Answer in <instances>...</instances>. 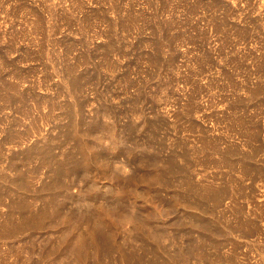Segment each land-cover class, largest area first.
<instances>
[{"label":"rangeland","instance_id":"rangeland-1","mask_svg":"<svg viewBox=\"0 0 264 264\" xmlns=\"http://www.w3.org/2000/svg\"><path fill=\"white\" fill-rule=\"evenodd\" d=\"M187 96L193 98L191 106ZM104 103L109 106L105 115ZM66 107L78 133L87 132L89 122L100 114L99 120L113 126L120 141L113 143L112 127L94 131L100 146L88 142V132H82L86 146L65 141L59 132L67 122ZM188 108L192 116L186 115ZM24 110L27 114L21 113ZM128 123L133 131L127 130ZM201 136L210 139L212 147L202 149ZM47 145L54 156L51 162L43 151ZM123 147L137 154L142 149L145 158L158 153V168L168 162L183 166L174 172L171 185L154 183L150 194L159 189V200L143 196L140 185L125 186L134 195L126 191L123 196L128 207L154 209V224L165 229L163 236L155 237L167 244L157 263L130 230V213L120 208L115 215L104 211L117 241L127 238L143 255V264H264V0H0V264H74L64 257L66 248L58 244L55 227L34 232L11 227L20 220L15 209L9 218L12 195L23 193L30 200L35 192L46 193L39 188L50 176L43 165L69 154L87 165L111 159L130 174L133 164ZM20 170L25 180L18 184L13 178ZM93 171L90 181L112 188V196L120 201V185ZM77 181L71 191L81 187L85 203L86 183ZM188 182H196V191L216 187L219 204L212 202L210 191H203L204 202L196 204L192 195L191 201L173 200L171 191L183 194ZM100 200L93 203L97 206ZM198 218L211 225L199 227ZM85 224L81 222V228ZM188 246H195L192 258L198 255L199 260H177L179 250ZM112 262L102 257L103 264L121 263Z\"/></svg>","mask_w":264,"mask_h":264},{"label":"bare ground","instance_id":"bare-ground-1","mask_svg":"<svg viewBox=\"0 0 264 264\" xmlns=\"http://www.w3.org/2000/svg\"><path fill=\"white\" fill-rule=\"evenodd\" d=\"M134 13V12H133ZM141 15V14H140ZM131 20V19H129ZM160 26V25H159ZM143 29V28H142ZM143 31V30H142ZM122 32V31H121ZM170 32V31H169ZM143 41V40H142ZM109 42H111L109 40ZM147 42V41H146ZM87 43V42H86ZM108 43V42H107ZM115 44V43H114ZM118 44V43H117ZM149 44V43H148ZM109 46H110V43H109ZM108 46V47H109ZM109 51V50H108ZM146 53V52H145ZM153 54V53H152ZM106 58V57H105ZM153 60V59H152ZM151 60V61H152ZM150 61V62H151ZM132 66V65H131ZM199 69V68H198ZM105 71V70H104ZM71 73V72H70ZM73 77V76H72ZM191 77V76H190ZM71 78V77H70ZM18 79V78H17ZM70 80V79H69ZM76 81V79H74ZM82 80V79H81ZM70 82V81H69ZM72 82H73V79H72ZM193 83V82H192ZM70 84V83H69ZM68 84V85H69ZM72 84H75V83H72ZM195 84V83H193ZM198 84V83H197ZM71 85V84H70ZM69 85V86H70ZM76 85V84H75ZM14 86V85H12ZM193 86V85H192ZM67 87V86H66ZM72 86H70L68 89H71ZM76 88V86H74ZM73 87V88H74ZM198 87V86H197ZM78 88V87H77ZM201 88V87H200ZM194 89V87L192 88ZM192 89L190 91H192ZM189 91V92H190ZM194 91V90H193ZM141 92V91H140ZM196 92V91H195ZM16 93V92H14ZM22 92H19L17 94H20L21 95ZM189 94V93H188ZM23 95V93H22ZM141 95V94H140ZM195 95V94H193ZM11 96V95H10ZM14 96V95H13ZM158 96V95H157ZM192 96V95H191ZM17 97V96H16ZM22 97V96H20ZM188 97V96H187ZM190 97V95H189ZM188 97V98H189ZM12 97H9V99L12 101L11 99ZM19 98V96H18ZM195 98V97H194ZM154 99V98H153ZM190 99H193V98H189L187 99L188 101V104L189 106H191V100ZM16 100V99H14ZM19 100V99H18ZM21 100V99H20ZM69 100V99H68ZM156 100V99H154ZM158 100V99H157ZM41 101V100H40ZM187 101L185 103H187ZM13 102V101H12ZM37 102V101H36ZM194 102V101H193ZM38 103V102H37ZM196 103V102H195ZM195 103L192 104L194 105L195 107ZM41 104V103H40ZM106 103H104L103 108L102 110L104 111V115H105V110H106ZM68 105V104H67ZM71 105V104H69ZM75 105V104H74ZM79 105V103H78ZM186 105V104H185ZM54 106H56V103H52L51 104V108H54ZM77 106V105H76ZM197 106V105H196ZM21 107V106H20ZM19 107V108H20ZM68 107V106H67ZM66 107V108H67ZM70 107V106H69ZM72 107V106H71ZM109 107V106H108ZM107 107V108H108ZM65 108V109H66ZM76 108V107H75ZM78 108V107H77ZM187 107H185L186 109ZM193 108V107H192ZM192 108H188V113L190 116L191 113H192ZM196 108V107H195ZM193 108V109H195ZM234 108V107H233ZM71 109V108H70ZM69 108H67L64 112L65 116H67V122L65 123V125L63 126V128L61 129V133L59 132V134H61L63 137H64V140H68V139H72L73 140V146L75 147H83V146H86V143H87V138H89V141L88 142H92L94 144V146L96 147L97 145H99V143L97 142V140H99L100 142V139L98 138L97 139V135H98V132L97 134L94 133L95 130H101V129H110L111 128V131L109 130V132H111V138H112V141L113 143L116 145L119 141L117 140L116 138V135L113 134V126L110 125L109 127V124H105V122H101L99 120V115H95L96 117L95 118H91L92 120L89 122L88 124V129H87V132L89 133V135L87 134L86 130L84 131H81L80 133H78L79 131H77V126L73 123L74 120L73 118L71 117V111H70ZM74 109V108H73ZM111 109V108H110ZM23 110V109H21ZM101 110V111H102ZM109 110V108H108ZM107 110V111H108ZM20 111V110H19ZM27 110H24L22 111L21 113H24V114H27L26 112ZM49 111V110H48ZM73 111V110H72ZM198 111V110H197ZM197 111L194 110V112L197 114ZM79 112V111H78ZM99 112V111H98ZM185 112V111H184ZM107 113V112H106ZM63 114V113H62ZM102 114V113H101ZM188 115V116H189ZM46 116V115H45ZM102 116V115H101ZM231 116V115H230ZM233 118V117H232ZM83 119V118H82ZM102 119V118H101ZM192 119V117H191ZM193 122V120H191ZM144 120V119H143ZM110 121V120H109ZM145 122V121H144ZM149 122V120H148ZM110 123V122H108ZM196 123V122H194ZM194 123H191V126L192 124ZM78 124V123H77ZM148 124H151V123H148ZM79 125V124H78ZM87 125V124H86ZM147 124L145 123V126ZM190 125V124H189ZM196 125V124H195ZM231 125V124H230ZM148 126V125H147ZM197 126V125H196ZM131 127H133L132 124H129L128 123V127H127V130L130 129ZM152 127V126H150ZM200 127V126H199ZM155 128V127H154ZM147 129V128H146ZM150 129V128H149ZM102 130V131H103ZM153 129L149 130V131H152ZM106 131V130H105ZM133 131V130H132ZM148 131V129H147ZM82 132H86L85 134H87V138L85 136L84 133ZM96 132V131H95ZM101 133V131H99ZM104 132V131H103ZM108 132V131H107ZM115 132V131H114ZM126 132V131H125ZM84 134V138L82 139L81 135L80 134ZM105 133V132H104ZM129 133V132H128ZM106 134V133H105ZM100 135V134H99ZM99 137V136H98ZM128 137V136H127ZM212 137V136H211ZM125 138V137H124ZM210 140V139H209ZM209 140L205 137V136H201L200 138V146L201 148L202 147H206L208 145L211 146V144H209ZM60 141V140H59ZM64 142V141H63ZM122 142V141H121ZM212 141H210L211 143ZM91 143V145H92ZM213 143V142H212ZM60 144V143H59ZM135 144V143H134ZM114 145V146H115ZM89 146V145H87ZM100 146V145H99ZM215 146V145H213ZM65 147V146H64ZM134 147V146H133ZM212 147V146H211ZM216 147H217V144H216ZM113 148V147H112ZM84 149V148H83ZM124 153H126V160H128L130 163H132V169L133 171L129 174H124V169H123V165L121 163V165H116V164H113L112 162H110V160H106V161H102L100 162V165H87L86 164V160L84 158L85 161L83 160H79V159H76L74 158L72 155H66L64 159H54L53 161V165H43V166H47L48 167V171L50 172V176H49V179L47 182H43L42 186L39 187L41 188L43 191H47L46 193L42 194L43 192L39 193L38 194H35L34 195H31V199L27 200V197H25V195L23 193H19L17 194L16 196L13 194V199L11 200V209H10V213H9V218L11 215H13L11 212L12 210H16L20 215V220L19 222L16 224H10L11 227L14 229L15 227H17L18 229H20V227L23 229V228H28L27 230H29V228H34L32 230V232H34L35 228L37 227H47L49 228V231H50V228L52 227H55V229H57L58 231V235H57V239H55V241L57 240L58 244L59 245H62L64 248H66V252L67 254L64 256L66 257V259H70L72 261H74V264H82V263H87V264H103L102 263V257H105L106 259L108 258V261H111L112 262V259L113 260H118L120 261L121 263L123 264H140L143 259V255L141 256L140 253L138 254V248H137V251H135L134 249V245L129 243L126 238L125 241L123 242H119L117 241L116 239V233L114 232L115 230H112L111 229V226H110V220H107L108 218L105 217V215L107 214H104L105 212L104 211H107L109 212L110 214H114L115 215V212L118 211L117 209L120 208L124 211H126V213H130L132 218H133V228L130 229V230H134L133 232V235H135L134 237L135 238H138L139 239V243L140 245L143 247V248H146L148 249L149 251L148 252H151L152 254H150L151 256V260H153L154 263H157V261L155 262L154 260H159L161 257V255L159 254V251H161L160 249H164L163 251H165L167 248H166V243L165 244H161V243H158L155 239L156 236L164 233V230L163 228H158L157 225H158V222L157 224H154L156 222H153V219L152 217L154 216V213H155V210L151 209V208H147L145 207V209H133L135 207H132V208H129L126 203V201L123 199V196L127 193L126 191H129V190H126L125 186L127 185H130L132 186V188L134 187L133 185H140L143 189L142 191V195L143 196H146L147 194H150V192L152 191L151 188L152 186L155 184H157V182H159L162 186L164 187H167L169 185H171V181H175L176 179L174 178V180L172 179L173 177V174H175L174 172L176 171L177 173V170H182L183 169V166H178V165H174V163H170L168 162L169 165H167V167L165 166V168L161 167V168H158L157 165L155 164L156 160H157V157L158 156L156 154H150L147 155V158H145V154H144V151L141 149L140 153L137 154L135 153V151L132 149H130L129 147H123L121 148ZM148 149V148H147ZM203 149V148H202ZM114 150V149H113ZM214 150V149H213ZM40 151V150H39ZM43 151L46 152V158L48 160V162H51L52 161V157L54 158V156L52 155L51 153V149H50V146L47 145L45 148H43ZM102 151V150H101ZM215 151V150H214ZM44 152V153H45ZM43 153V152H42ZM147 153V152H145ZM40 154V153H39ZM216 154V153H215ZM62 155V154H61ZM43 156V155H42ZM59 156V155H58ZM114 156V155H113ZM171 156V155H170ZM159 157V156H158ZM42 158V157H41ZM173 158V156L171 157ZM209 158V157H208ZM45 159V158H44ZM170 159V158H169ZM187 159V157L185 158ZM205 159V158H204ZM50 160V161H49ZM171 160V159H170ZM43 161V159H42ZM46 161V160H45ZM43 161V162H45ZM173 161V160H172ZM188 161V160H187ZM175 162V160H174ZM51 164V163H50ZM97 164V163H95ZM99 164V163H98ZM170 164H173V165H170ZM13 166H16V165H13ZM39 166V165H38ZM92 166V167H91ZM186 166V165H185ZM198 166V165H197ZM42 167V165H41ZM93 168L94 170H98L99 172H101L103 175H104V178H112L113 180L112 181H115V183L119 184L120 185V188H121V200L120 201H116L115 198L116 197H113L112 196V193H111V189H107L103 186L102 187H99L98 185L99 184H96L95 180H92L90 181L91 179V176L94 175V171H93ZM175 168H178V169H175ZM13 169V168H12ZM16 169V168H15ZM38 169V168H37ZM187 169V167L185 168V170ZM184 170V171H185ZM21 171V170H20ZM18 172L15 174L14 176V181L15 183H22L24 180H25V176H24V173L21 171V172ZM35 172L36 171V168L34 169ZM47 171V172H48ZM183 171V170H182ZM191 171V170H190ZM180 171H178L179 173ZM188 172V171H187ZM10 173V172H9ZM97 173V172H95ZM10 175V174H9ZM40 176V175H38ZM29 178V177H28ZM12 179V180H13ZM183 179V178H181ZM185 179V177H184ZM187 179V178H186ZM185 179V180H186ZM39 180V179H38ZM84 181L86 184H84V187L85 189H87V192H85V196H87V199L88 201H85V203H81V199L83 201V193L81 194V191H79V186H78V190L77 191H74L72 190L71 191V187L75 184L76 181ZM107 180V179H106ZM188 180V179H187ZM212 180V179H211ZM77 181V182H78ZM95 181V182H94ZM101 181V180H99ZM182 181V180H181ZM184 181V180H183ZM190 181V180H189ZM26 182V181H25ZM24 182V183H25ZM110 182V180H109ZM11 183V182H9ZM14 183V182H13ZM24 183L22 184L23 187H24ZM28 182H26L27 184ZM79 183V182H78ZM106 183V182H104ZM107 183H108V180H107ZM106 183V184H107ZM111 183V182H110ZM109 183V184H110ZM183 183V182H182ZM185 183V181H184ZM183 183V184H184ZM203 183V182H202ZM12 184V183H11ZM77 184V183H76ZM75 184V186H76ZM104 184V185H106ZM108 184V185H109ZM112 184V183H111ZM21 185V186H22ZM78 185V184H77ZM80 185V184H79ZM103 185V184H102ZM196 185V182H188V184H186V188L184 189V193L183 194H180V192H177V191H171V197L173 200H176L175 197H179V202L181 201L180 200V197H182L183 199H185L186 201H191L192 199L190 198V195H192L194 198V203L195 202H200V201H203L204 202V195H205V192L207 191H210L212 192L209 193L213 196V203L214 204H217L220 199L218 200L217 197L215 196L216 194L214 193L215 190L214 188L216 187H212L211 185L207 187H203V188H198L199 190H201L204 194H202L200 191H196V189L194 188V186ZM27 186V185H26ZM185 186V184H184ZM193 186V187H192ZM202 186V185H201ZM205 186V185H204ZM16 187V186H15ZM197 187V185H196ZM200 187V186H199ZM18 188V187H17ZM21 188V187H20ZM28 188V186H27ZM119 188V190H120ZM73 189V188H72ZM83 189V191L85 190ZM135 189V188H134ZM164 189V188H163ZM194 189V190H193ZM218 189V188H217ZM12 190V189H11ZM16 190V189H15ZM14 190V191H15ZM19 190V189H17ZM22 190V189H21ZM24 190V189H23ZM81 190V189H80ZM133 190V189H132ZM131 190V191H132ZM157 189L154 190V193L153 194H150V195H153L154 197H156V199H160V194L159 192L160 191H156ZM165 190V189H164ZM167 190V189H166ZM219 190V189H218ZM224 190V189H223ZM27 191V190H25ZM129 191V194L130 192ZM139 190V192H141ZM9 192V191H8ZM13 192V191H12ZM114 192V191H113ZM197 192L199 194H197ZM7 193V192H6ZM16 193V192H15ZM136 193V191H135ZM114 194V193H113ZM118 194V193H117ZM132 196L133 193L131 192ZM138 194V193H137ZM208 195V193H206ZM215 194V195H214ZM140 196V194H138ZM141 195V196H142ZM210 195V196H211ZM15 196V197H14ZM117 196V195H116ZM120 196V194H118V197ZM138 196V197H139ZM167 196V195H166ZM191 196V197H192ZM82 197V198H81ZM135 197H137L135 195ZM170 197V198H171ZM216 197V198H215ZM37 198H40L38 199L40 201V203L38 205H35V201H38L36 200ZM86 198V197H85ZM84 198V199H85ZM99 198L101 199L100 201L102 202H99L100 203L99 205L97 204H94L93 202H95L97 199L99 200ZM162 198V197H161ZM169 198V199H170ZM219 198V196H218ZM117 199V198H116ZM135 199V198H134ZM140 199V198H139ZM138 199V200H139ZM154 199V198H153ZM152 199V200H153ZM158 199V200H159ZM168 199V198H167ZM166 199V200H167ZM168 199V200H169ZM191 199V200H189ZM141 200V199H140ZM139 200V201H140ZM165 200V201H166ZM167 200V201H168ZM172 200V201H173ZM137 201V200H136ZM157 201V200H156ZM166 201V202H167ZM178 201V200H177ZM84 202V201H83ZM97 202V201H96ZM155 202V200H154ZM171 202V200H169V203ZM175 202V201H173ZM202 202V204H203ZM72 203V204H71ZM93 203V204H92ZM168 203V202H167ZM176 203V202H175ZM181 203V202H180ZM178 203V204H180ZM74 204V205H73ZM136 204V203H135ZM190 202L187 204L189 205ZM196 204V203H195ZM219 204V203H218ZM95 205V206H93ZM166 205V203H165ZM164 205V206H165ZM168 205V204H167ZM171 205H174L173 203ZM186 205V204H185ZM92 206V207H91ZM132 206V205H131ZM170 206V205H169ZM168 206V207H169ZM175 206H177L176 204L174 205V209H175ZM179 206V205H178ZM212 206V209H213V205L211 204ZM215 206V205H214ZM95 207V209L93 208ZM172 207V206H171ZM180 207V206H179ZM208 207V206H207ZM210 207V206H209ZM93 208V209H92ZM167 208V207H166ZM133 209V210H132ZM171 209V208H170ZM210 209V208H208ZM207 209V210H208ZM211 209V210H212ZM165 210V209H164ZM163 210V211H164ZM169 210V209H168ZM122 212V211H121ZM167 212V211H166ZM170 212V211H169ZM168 212V213H169ZM117 213V212H116ZM125 213V212H123ZM123 213H120L121 215H123ZM185 215H186V212H184ZM11 214V215H10ZM159 214V213H158ZM167 214V213H166ZM120 215V216H121ZM126 215V214H125ZM129 216V214H128ZM162 216V215H160ZM122 217V216H121ZM126 217V216H124ZM9 218H8V221H9ZM107 218V219H106ZM129 218V217H128ZM156 218V217H155ZM121 219V218H120ZM199 219V218H198ZM12 220V219H11ZM128 220V219H127ZM209 220V219H208ZM15 221V220H13ZM17 221V220H16ZM110 221V222H109ZM131 221V220H129ZM144 221V223H143ZM4 222V221H3ZM12 222V221H11ZM81 222H86L84 228H81L82 225L80 226ZM169 222V221H167ZM198 226L203 228L205 227L206 225L210 226L209 223L210 221H207L206 219L204 220V218H200L198 220ZM5 223V222H4ZM8 223V222H6ZM10 223V222H9ZM8 223V224H9ZM112 223V222H111ZM143 223L145 226H146V229L147 230H144V226H142ZM160 223V222H159ZM163 223V222H162ZM162 223L160 225H162ZM166 221H164L163 224H165ZM170 223V222H169ZM186 223V222H185ZM184 223V224H185ZM1 225H3L2 223H0ZM83 224V223H82ZM190 225V223H188ZM122 225V223H121ZM156 225V226H155ZM167 225V224H166ZM126 226V225H125ZM197 226V228H198ZM207 226V227H208ZM119 227V226H118ZM163 227V226H162ZM185 227H187L185 225ZM191 227V225H190ZM216 226H214L215 228ZM0 228H3V227H0ZM7 228V229H6ZM6 228L4 229H1V230H8L9 227L6 226ZM113 228V227H112ZM144 228V229H143ZM54 229V230H55ZM200 229V228H199ZM204 229V228H203ZM202 229V231H203ZM216 229V228H215ZM10 230V229H9ZM9 230H8V233H9ZM12 230V229H11ZM16 230V228H15ZM25 230V229H23ZM22 230V231H23ZM53 230V231H54ZM52 231V230H51ZM56 231V230H55ZM7 232V231H6ZM12 232V231H11ZM30 232V230H29ZM131 232V231H130ZM132 232L130 234H132ZM168 232V231H167ZM23 233V232H22ZM53 233V232H51ZM128 233V232H127ZM32 234V233H31ZM133 235H131V237H133ZM31 236H34V235H31ZM30 236V237H31ZM163 236V234H162ZM28 239H29V236L27 235ZM133 237V238H134ZM33 238V237H32ZM125 238V237H124ZM4 239V238H3ZM129 239V238H128ZM30 240V239H29ZM134 240V239H133ZM5 241V240H4ZM51 241V240H50ZM132 241V240H131ZM130 241V242H131ZM32 242V240L30 241ZM133 242V241H132ZM165 242V241H164ZM135 243V242H134ZM172 245V244H171ZM188 245V244H187ZM192 245V244H190ZM203 246V243L201 244ZM129 247V249H127ZM189 247V246H188ZM193 247V246H192ZM192 247L186 249L185 251L183 250H179V252L176 254L178 258L177 260H179V258L181 259H185V261H187L188 259H192V260H195V259H198V255H196V258L194 256L195 259H193V255H192ZM195 247V246H194ZM193 247V248H194ZM201 247V246H200ZM63 248V249H64ZM140 250H141V247H139ZM185 248V247H184ZM197 248V247H196ZM202 248V247H201ZM198 250V248H197ZM201 250V249H200ZM144 251V249H143ZM146 251V250H145ZM144 251V252H145ZM140 252V251H139ZM144 252H142L144 254ZM147 252V254H149ZM202 252V251H201ZM200 252V253H201ZM113 253H116V256L115 257L113 255ZM146 253V252H145ZM195 253V251H194ZM193 253V254H194ZM198 253V251L196 252ZM198 253V254H200ZM60 254V252H59ZM205 254V253H204ZM36 255V254H35ZM67 255H68V258H67ZM201 255V254H200ZM61 256L58 255V257ZM149 256V257H150ZM163 256V254H162ZM198 256V257H197ZM204 256V255H203ZM201 256V257H203ZM146 257V255H145ZM168 257V256H167ZM172 257V256H171ZM200 257V259H201ZM59 261L63 258L59 257ZM206 258V257H205ZM58 259V258H56ZM171 258H163V260H167L169 261ZM144 260V259H143ZM147 260V259H146ZM199 260V259H198ZM206 260V259H205ZM20 261V260H19ZM149 261V260H148ZM171 261V260H170ZM169 261V262H170ZM69 262V260H68ZM145 262V261H143ZM143 262L141 264H143ZM152 263V261H150ZM166 262V261H165ZM168 262V263H169ZM173 262V260L171 261ZM181 262V261H180ZM71 263V262H70ZM113 263V262H112ZM120 263V264H121ZM147 263V262H146ZM149 263V264H151ZM160 263V262H159ZM168 263H165V264H168ZM164 264V263H163Z\"/></svg>","mask_w":264,"mask_h":264}]
</instances>
